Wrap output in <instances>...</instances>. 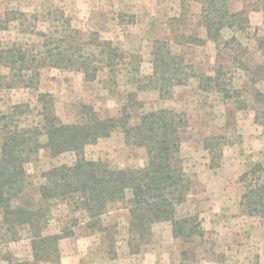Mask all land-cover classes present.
<instances>
[{"label": "rangeland", "instance_id": "1", "mask_svg": "<svg viewBox=\"0 0 264 264\" xmlns=\"http://www.w3.org/2000/svg\"><path fill=\"white\" fill-rule=\"evenodd\" d=\"M230 10L248 17L245 29L224 30L219 45L211 41L198 45L187 40L206 37L201 7L188 0H0V19H10L9 29L1 33L2 43L20 48L29 66L37 70V56L49 49H65L67 44L60 40L67 37L72 51L88 56L99 68L96 80L86 81L76 65L68 69L39 66L38 81L34 77L25 85L16 83V73L0 66V114L23 104L27 108L17 117L19 124L36 126L42 93L51 96L63 123L81 122L86 117L84 106L92 107L102 118L118 119L129 95L136 94L141 107L131 110V125H136L142 114L161 109L175 110L188 119L178 157L193 180V189L187 202L177 208L176 219L196 218L186 229L199 224L203 236L195 231L186 238L175 237L171 222H162L153 225L151 235L134 237L129 232V191L102 217V232L89 227L83 212L52 202L47 234L65 228L74 232L73 237L61 241L56 264H264V198L260 201L251 194V190L263 189L259 193L264 196V121L257 120L260 106L250 95L251 75L236 68L231 50L222 47L235 36L248 49L242 57L248 67L264 63L258 45L264 34V0H231ZM99 39L112 42L125 53L117 66L109 68L99 61ZM157 41L168 43L173 54L192 65L198 76L176 87L168 100L142 87L152 74ZM216 68H222L229 80L225 84L232 99H226L214 81L201 82L202 76L214 78ZM260 83L257 86L264 89ZM207 138L213 139L210 151L205 147ZM84 153L88 160L107 162L113 168L147 165L146 150L127 143L121 129L87 146ZM75 160L74 153L52 157L43 149L25 168L30 182L37 186L44 183V172L72 165ZM257 164L263 169L242 180ZM244 194L250 196L246 203L258 204L239 207L237 199L242 203ZM20 233L21 240L12 241L0 216V264H9V260L37 264L28 231Z\"/></svg>", "mask_w": 264, "mask_h": 264}, {"label": "trees", "instance_id": "2", "mask_svg": "<svg viewBox=\"0 0 264 264\" xmlns=\"http://www.w3.org/2000/svg\"><path fill=\"white\" fill-rule=\"evenodd\" d=\"M186 1L182 0L183 3ZM188 1L200 5L201 19L207 35L206 40L190 38L187 40L189 43L205 45L207 41H211L219 45L224 30H243L250 22L243 13L230 10L231 0ZM9 23L8 18L0 19V36L9 29ZM60 42L66 43L67 47L49 49L46 54L37 56L36 70L28 65L27 56L20 48L5 47L0 38V66L16 73L18 84L26 85L34 77L38 81L39 66L68 69L76 65L84 73L86 81L96 80L99 68L91 64L89 57L72 51L67 37H62ZM258 45L264 54V34L259 37ZM96 46L100 49L99 61L105 62L109 68L119 64L118 58H125V53L110 41L99 39ZM222 47L231 50L236 68L251 75L250 95L254 104L260 106L257 120L264 121V89L257 86L259 82L264 85V63L255 68L248 67L242 58L248 49L235 36L224 41ZM152 56V74L148 77L146 86L142 87L157 91L162 99H171L176 87L185 86L191 78L198 77L194 67L173 54L164 41L155 43ZM129 57L134 61L137 59ZM200 80L214 81L217 90L223 92L226 99L233 98V93L226 87L228 84L225 81L229 80L224 76L222 68L215 69L214 78L202 76ZM140 88L139 86L138 89ZM136 96L129 95L128 104L123 107L118 119L102 118L92 107L84 106L86 117L81 122L63 123L51 96L42 93L38 98L40 121L36 126L22 127L19 124L17 117L24 115L27 108L23 104H16L10 109L11 112L0 114V216L12 241L21 240V230L28 231L37 264L58 263L61 241L74 235L70 228H65L58 234H47L53 217L52 202L73 207L74 212H83L89 219V227L102 232L105 231L102 217L113 204L124 200L129 191L132 193L128 207L129 232L134 237L151 235L153 225L162 222H171L175 237L186 238V235L190 236L195 231L203 236L204 230L199 224L186 229L187 224L194 223L196 218L176 219L177 208L187 202L193 189V180L185 172L178 157L182 133L188 126V119L175 110L161 109L142 114L138 123L131 125V110L141 107ZM118 129L124 132L127 143L146 150L147 165L144 168H113L107 162L86 158L84 151L87 146L109 138ZM212 140H205V147L209 151ZM43 149H47L52 157L74 153L76 160L72 165L64 164L44 172V183L36 186L30 182L25 166ZM259 169H263V166L255 165L241 179L255 175ZM259 191L263 189L251 190V194L261 201L264 196ZM246 199H250V196L244 194L241 204L243 207V204L248 207L258 204L257 201L246 203ZM248 214L252 215L253 212ZM9 264L33 263L9 260Z\"/></svg>", "mask_w": 264, "mask_h": 264}, {"label": "crops", "instance_id": "3", "mask_svg": "<svg viewBox=\"0 0 264 264\" xmlns=\"http://www.w3.org/2000/svg\"><path fill=\"white\" fill-rule=\"evenodd\" d=\"M203 39H207V35H206V37L205 38H203ZM240 198V197H239ZM236 204V203H235ZM237 204H238V206L240 207L241 206V199H240V201H238V199H237Z\"/></svg>", "mask_w": 264, "mask_h": 264}]
</instances>
